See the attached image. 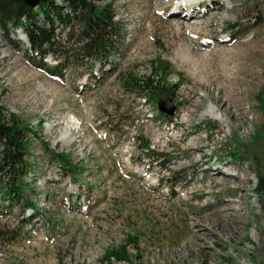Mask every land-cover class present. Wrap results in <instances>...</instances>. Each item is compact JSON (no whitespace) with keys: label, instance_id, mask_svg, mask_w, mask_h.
<instances>
[{"label":"rangeland","instance_id":"1","mask_svg":"<svg viewBox=\"0 0 264 264\" xmlns=\"http://www.w3.org/2000/svg\"><path fill=\"white\" fill-rule=\"evenodd\" d=\"M183 1L91 0L114 50L59 36L61 78L0 25L1 113L27 145L20 177L0 169V264H264V0L196 4L191 21L172 15ZM158 62L168 95L136 85ZM14 181L21 201L1 199Z\"/></svg>","mask_w":264,"mask_h":264},{"label":"trees","instance_id":"2","mask_svg":"<svg viewBox=\"0 0 264 264\" xmlns=\"http://www.w3.org/2000/svg\"><path fill=\"white\" fill-rule=\"evenodd\" d=\"M0 25L2 29L12 32L20 28L26 37L27 50L30 53L28 55L25 51V55L28 58L33 56L39 58L38 62L31 59L33 66L58 78H61L69 67L67 65L69 58L58 54L64 49L59 36L63 35L67 42L75 37L76 44L86 56L98 58L103 53L114 50L113 36L118 34L115 31L109 5L97 7L91 3V0H60L59 2L39 0L36 8L29 7L25 0H0ZM45 58L56 61V67H48L44 63ZM161 67L162 64L158 62L157 67L154 68V76L137 81L136 85L142 92L168 95L170 89L162 85V77H157V70ZM9 120L4 119L0 107V145L2 146L0 169L7 168L16 177H20L16 167L25 164L27 145L23 130L17 126L15 118L11 116ZM145 150L150 152L148 147ZM59 156L64 160L62 164L68 168L69 163L65 157L62 154ZM26 168L25 164L24 169ZM22 186L21 181H14L10 190L3 191L1 199H12L14 195L15 200L20 202L18 189H22ZM256 191L260 194L264 193V183L261 179L256 182ZM26 220L28 219L22 218L21 223H25ZM116 257L125 260L123 253H119Z\"/></svg>","mask_w":264,"mask_h":264},{"label":"bare ground","instance_id":"3","mask_svg":"<svg viewBox=\"0 0 264 264\" xmlns=\"http://www.w3.org/2000/svg\"><path fill=\"white\" fill-rule=\"evenodd\" d=\"M211 1L212 0H184L182 3H179V5H177L175 8H174V10H173V12H172V15L175 17V18H178V15H180L179 14V12H178V8L179 7H181V9L182 10H184V12H183V17L184 18H186L187 20H188V17H189V19H190V21H191V18H196L197 19V15H195L194 17H193V15H191L192 13H194L192 10H194L195 8H196V4L198 5H200L201 3H207L208 5H211ZM215 9V8H214ZM190 10V11H189ZM198 10V9H197ZM178 12V13H177ZM180 19V18H179ZM248 44V46L250 47V48H255V43L254 42H249V43H247ZM248 47V48H249ZM230 78V77H229ZM228 79V78H227ZM204 115H206V116H210V117H212L213 119H215V120H219V121H221L222 120V117L218 114V113H215V111H214V109L212 108V107H208V109H207V111L205 112V114ZM64 138V137H63ZM65 138H67L66 136H65ZM141 172V171H140Z\"/></svg>","mask_w":264,"mask_h":264},{"label":"water","instance_id":"4","mask_svg":"<svg viewBox=\"0 0 264 264\" xmlns=\"http://www.w3.org/2000/svg\"><path fill=\"white\" fill-rule=\"evenodd\" d=\"M27 5L31 8H36L39 0H25ZM158 111L164 113L165 115L171 116L174 114L176 107L171 104V100L169 98H162L157 103Z\"/></svg>","mask_w":264,"mask_h":264},{"label":"built area","instance_id":"5","mask_svg":"<svg viewBox=\"0 0 264 264\" xmlns=\"http://www.w3.org/2000/svg\"><path fill=\"white\" fill-rule=\"evenodd\" d=\"M0 257H1V254H0Z\"/></svg>","mask_w":264,"mask_h":264}]
</instances>
